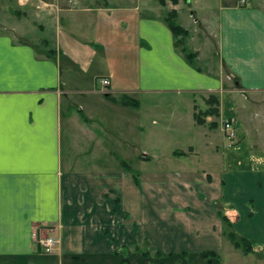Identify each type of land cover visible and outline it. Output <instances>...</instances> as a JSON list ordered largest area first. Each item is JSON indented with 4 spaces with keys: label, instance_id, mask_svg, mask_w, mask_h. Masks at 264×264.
<instances>
[{
    "label": "crops",
    "instance_id": "obj_1",
    "mask_svg": "<svg viewBox=\"0 0 264 264\" xmlns=\"http://www.w3.org/2000/svg\"><path fill=\"white\" fill-rule=\"evenodd\" d=\"M12 3L15 19L0 32V264H245L248 255L224 236L218 210L264 264V162L224 168L223 176L197 168L203 161L223 168L229 156H239L241 141L264 138L252 116L249 127L238 106L233 114L225 105L237 94L264 98V0ZM170 10L187 30L185 45L200 70L174 45L164 21ZM34 30L41 36L31 38ZM228 80L234 87L224 86ZM195 92H218L219 116L197 124L196 103L187 98ZM162 93L180 96L165 115L179 134H193L189 120L202 127L205 150L195 159L191 145L184 162L188 153L174 149L175 170L165 160L164 167L144 169L168 157L140 147L135 96ZM121 95L129 102L118 100ZM245 102L253 114L252 102ZM212 121L217 126L210 128ZM226 147L232 150L223 153ZM34 235L60 242L45 252ZM140 243L171 255L144 257L133 250ZM204 251L218 257H202Z\"/></svg>",
    "mask_w": 264,
    "mask_h": 264
},
{
    "label": "rangeland",
    "instance_id": "obj_2",
    "mask_svg": "<svg viewBox=\"0 0 264 264\" xmlns=\"http://www.w3.org/2000/svg\"><path fill=\"white\" fill-rule=\"evenodd\" d=\"M129 2L130 0H125V2ZM183 9L186 14H188V9L186 7V4L183 5ZM15 11L16 8L14 4L12 3V0H0V32L3 31L4 23L8 25V23L12 22L15 18ZM5 24V25H6ZM32 37L35 38L36 36H41V33L39 30H34L31 31L30 34ZM18 41H24V40H29L25 39L22 37H17ZM34 42V40H33ZM36 46L39 48H43V45L41 43L36 42ZM186 47V45H185ZM188 47V46H187ZM203 59V57H201ZM197 63L199 66L208 69V63H205L204 60H197ZM228 70L226 68L223 69V74L224 78L226 79V73ZM226 88L228 87H234V81L228 80V84L224 85ZM217 95L215 92H195L191 96H188L187 98L195 101L196 103V108L198 109L197 111H202L208 107V103L206 102L207 98L209 95ZM138 98L140 102V124L143 126V130L140 133V147L143 146L149 151L152 150H158L159 153L162 155H165V157H168L166 159H161L163 162H150L143 166V168H149V169H157L159 167H164V160L167 161V169L169 170H175L177 168L176 162L174 161V158H171L172 156H169L171 154V151L174 149H179V150H184L186 153H188L189 158H181L184 162H187V160H191V153L189 152V147L192 145L197 153H195V159L200 158V156L203 154L202 151L205 149L204 145V139L198 134V130L202 129V127H198L195 124H192L189 120L188 127L193 131V134L191 135L190 130H189V136L185 134H179L175 129L176 123L174 121V118L169 116L168 114L165 115L166 111H171L175 110L174 105L177 103H181V101L178 99L180 96H177L175 94H151V95H144V94H139L135 96ZM225 105L226 106H231L233 108L232 113L237 114L236 111V106L239 107V117L242 120H245V123L250 127V121L249 117L252 116L250 119H253L252 125L255 127L260 128L262 131L261 134L264 133V98L260 99H252L247 97L246 99L242 97L240 94H237L234 98L228 97L225 99ZM246 100L251 101V109L255 112L250 113L248 106L246 105ZM234 102V104H233ZM245 102V103H244ZM250 105V103L248 102ZM236 105V106H234ZM229 109V107H228ZM249 111V112H248ZM252 114V115H251ZM170 129V130H169ZM141 130V129H140ZM218 131V138L220 139V142L218 141L217 147L221 148L223 145L221 144V134ZM212 133V132H211ZM215 133V132H214ZM257 135V134H256ZM257 137V136H256ZM237 142V141H236ZM243 149H241L239 152L236 154L239 156L234 157V159L229 156V160L224 164L223 168L221 164H215V163H206L205 161L203 162H198V167L199 170L201 168H204L205 170H210L213 171L215 170H220V176H223L228 169L232 168H247L250 166H261V163L264 162V138L260 139L255 138V139H246L241 141ZM239 144V143H238ZM232 150L231 147H226L223 150L225 152H230ZM170 153V154H169ZM222 153V152H221ZM238 158L241 161V165H238ZM256 158H260V162L258 163V159L255 160ZM259 164V165H258ZM224 168L226 171H224ZM223 169V170H222ZM248 207L252 208L254 210V205L252 204L251 201H248ZM227 238V237H226ZM228 239V238H227ZM229 240V239H228ZM230 241V240H229ZM141 245L139 246L140 250H148L151 252L150 246L148 244L140 243ZM233 245V244H232ZM236 248V247H235ZM237 253L239 255L242 254H247L248 256L243 257V261H245V264H263V262H259L256 260L254 255H249L248 253H244L240 248ZM250 252H253L252 250ZM152 257V256H151Z\"/></svg>",
    "mask_w": 264,
    "mask_h": 264
},
{
    "label": "trees",
    "instance_id": "obj_3",
    "mask_svg": "<svg viewBox=\"0 0 264 264\" xmlns=\"http://www.w3.org/2000/svg\"><path fill=\"white\" fill-rule=\"evenodd\" d=\"M172 3H177L178 0H169ZM160 4H165L166 0H158ZM175 11L170 10L166 13V16L164 17V21L170 28L173 36H174V45L181 51L182 55L184 56L185 60L192 66L196 67L197 70H200L199 67L196 65V53L194 51H191L185 47V38L188 34L187 30L184 29L182 26L176 23L175 21ZM53 52L52 50H48L47 54L52 55ZM118 100L122 102H129V98L121 95ZM206 102L208 103V107L202 111H197L194 114V118L197 124H206V116L207 115H212V116H219V98L217 95H209ZM208 126L210 128L217 126L216 121H212L208 123ZM218 213L220 215V218L222 219V222L225 225L224 228V236L227 237L230 242L233 244L234 247L240 248L244 253H248L252 250V244L251 241L245 237L239 236L236 234V232L233 229L232 222L230 219L227 217L226 214H224L221 210H218ZM127 251H118L117 254L120 252L124 253L125 255L129 252L128 249L126 248ZM135 251H138L142 256L144 257H154V258H161L164 256H169L171 253H162L159 251L155 252H150L148 250H140L138 246H135L134 249ZM200 255L202 257H218V254L213 251H204L201 252ZM122 264H128L127 260H122ZM151 264H162L161 262H152Z\"/></svg>",
    "mask_w": 264,
    "mask_h": 264
},
{
    "label": "built area",
    "instance_id": "obj_4",
    "mask_svg": "<svg viewBox=\"0 0 264 264\" xmlns=\"http://www.w3.org/2000/svg\"><path fill=\"white\" fill-rule=\"evenodd\" d=\"M241 2H245V0H241ZM100 84L102 85V92H107V86L109 85V81L107 78L100 79ZM223 129L225 131V135L227 138L232 139L233 130L230 121L226 120L223 123ZM34 239L37 243H39L45 252L54 251L59 245V237L56 235L47 236V235H34Z\"/></svg>",
    "mask_w": 264,
    "mask_h": 264
}]
</instances>
